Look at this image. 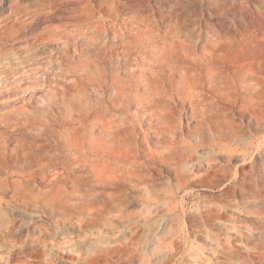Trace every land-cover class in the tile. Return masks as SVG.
<instances>
[{"label": "rangeland", "instance_id": "rangeland-1", "mask_svg": "<svg viewBox=\"0 0 264 264\" xmlns=\"http://www.w3.org/2000/svg\"><path fill=\"white\" fill-rule=\"evenodd\" d=\"M45 2L0 0V88L62 62L0 95V264H264V0Z\"/></svg>", "mask_w": 264, "mask_h": 264}, {"label": "bare ground", "instance_id": "bare-ground-1", "mask_svg": "<svg viewBox=\"0 0 264 264\" xmlns=\"http://www.w3.org/2000/svg\"><path fill=\"white\" fill-rule=\"evenodd\" d=\"M45 3H46V5L49 6L52 3V0H46ZM86 14L87 13L81 14L80 15L81 19L85 18ZM98 33H107L106 26L98 25ZM71 36H72V32L71 31L63 30L60 27V28H57V31H53V35H52L51 41H54V42H56L58 44L60 42V40L64 39V40H67L66 43H68L71 40ZM261 43H262V46H263L261 51H263L264 50V41L261 42ZM64 50H65V55L63 56V58L70 54V51L68 49H64ZM54 59L57 60L56 62H59V66H61L62 62L59 61L60 57L58 56V54H55V57L51 58L49 55L46 54V52H44L42 50H40V51H38V50L30 51L28 49V50H25V54H24V56L22 58L16 59V60H13V61H9L6 64H3V67H5V69H7L8 72L3 71V80H4V82H3V87L0 88V95L3 94L4 92L6 94H8V93L11 92V90L13 88H15V86L11 85V80L14 77H16L19 74L20 71H23L24 74L27 73V72L33 71V70H39L40 71V68H41L40 65H42L44 62H50L51 63V62H53ZM252 59L254 61H256L257 56L256 57L253 56ZM14 66H16L17 68H13ZM259 69H261L262 72L264 73V66L260 67ZM262 152L264 153V150ZM218 218H219V216H218ZM231 229H235V231L237 230L235 226L231 227ZM236 232H238V230ZM231 237H233V235H231ZM237 237H239V236H237ZM239 241H240V239H239ZM170 248L173 249L172 247H170ZM114 252H115V250L113 249L112 250V254ZM231 252H232V254L234 253L233 251H231ZM223 254H220V255H223V257H221V256L219 257L218 255L215 256V258H214L215 264H231V262H230V260L232 258L231 253L229 251L228 252L226 251V253L223 252ZM173 255L174 254L172 252H171V254L168 252V256H166L167 258L164 257V259L161 260L162 264H167L170 260L172 262V258L174 259ZM115 258L117 259V257L112 255L110 258H107L106 261H108L110 264H116L117 260ZM146 261L148 262V264H152L153 263V261L150 259V257L147 258ZM171 262H169V263H171Z\"/></svg>", "mask_w": 264, "mask_h": 264}]
</instances>
